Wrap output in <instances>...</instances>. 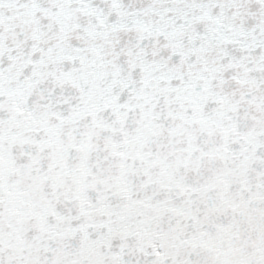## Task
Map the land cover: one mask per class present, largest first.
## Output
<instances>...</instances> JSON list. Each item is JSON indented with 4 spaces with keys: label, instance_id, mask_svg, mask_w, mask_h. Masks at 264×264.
Returning a JSON list of instances; mask_svg holds the SVG:
<instances>
[{
    "label": "snow or ice",
    "instance_id": "snow-or-ice-1",
    "mask_svg": "<svg viewBox=\"0 0 264 264\" xmlns=\"http://www.w3.org/2000/svg\"><path fill=\"white\" fill-rule=\"evenodd\" d=\"M0 264H264V0H0Z\"/></svg>",
    "mask_w": 264,
    "mask_h": 264
}]
</instances>
